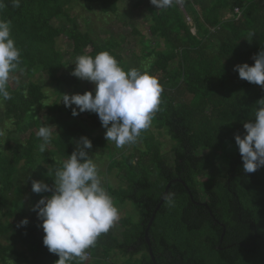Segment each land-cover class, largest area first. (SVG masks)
I'll use <instances>...</instances> for the list:
<instances>
[{
    "label": "trees",
    "instance_id": "1",
    "mask_svg": "<svg viewBox=\"0 0 264 264\" xmlns=\"http://www.w3.org/2000/svg\"><path fill=\"white\" fill-rule=\"evenodd\" d=\"M81 1L89 9L99 4L104 13L119 12L118 0ZM125 2L132 9L145 6L150 13L151 37L143 35V56L153 57L147 70L163 87L152 122L174 141L173 161L148 129L139 137L145 149L135 143L121 158L113 154L107 171L117 169L126 186L116 188L100 176L103 186L115 205H139L140 219L119 218L86 250L90 258L84 264L92 258L95 264H105L111 251L123 254V264H154L145 231L174 179H182L189 189L173 181L168 192L175 193L174 205L164 201L156 213L149 236L158 264H264V167L244 172L235 143V134L245 133L243 123L255 119L264 88L241 79L234 70L236 64H254V54L264 48V0H182L165 9H157L150 0ZM3 3L0 19L10 22L21 63L12 73L19 82L9 80L11 99L0 102V130L5 133L0 136V239H5L0 241V264H9L13 256L21 264H55L59 257L43 244L42 221L32 210L41 197L52 193H34L32 181L53 186L54 170L76 149L81 136L93 147L110 145L96 134L98 114L84 111L73 116L72 108L49 104L46 87L53 85L60 98L71 94L65 85L73 87L77 80L64 69H70L79 55L108 51L125 71L132 68L116 39H100L81 27L70 11L73 0H21L18 8L12 0ZM133 33L141 32L134 28ZM63 35L71 53L58 48ZM83 114L88 117L77 120ZM41 126L52 130L44 152L37 136ZM228 142L235 145L236 154L227 163L221 158ZM200 148L211 152H199ZM24 218L27 225L20 224ZM222 223L226 231L221 241ZM72 264H79L78 258Z\"/></svg>",
    "mask_w": 264,
    "mask_h": 264
},
{
    "label": "clouds",
    "instance_id": "2",
    "mask_svg": "<svg viewBox=\"0 0 264 264\" xmlns=\"http://www.w3.org/2000/svg\"><path fill=\"white\" fill-rule=\"evenodd\" d=\"M180 2L182 0H150L157 9ZM20 3L21 0H12L13 7H20ZM4 7L0 0V9ZM253 60L252 65L247 62L236 64L234 70L241 79L264 88V48L254 54ZM20 63L21 50L11 36L10 22L0 19V102L11 99L9 80L19 82V77L12 73L18 70ZM72 64L75 67L71 75L93 82L95 91L63 93L64 105L76 106L72 107L73 116L84 111L98 114L106 129L105 139L114 142L117 148L135 144L159 111L163 87L158 78L147 70V66L144 70L125 71L108 51L94 57L79 55ZM256 104L255 119L243 123V135L235 134L246 173L264 167V97ZM4 134L0 130V136ZM37 136L43 141L40 151L44 152L52 140V130L41 126ZM76 145L62 165L54 170L53 186L41 180L32 181L34 193H52L41 197L32 210L42 221L43 244L59 257L55 264H72L77 258L79 264H84L88 259L86 250L95 246L97 238L107 233L120 218L117 206L103 186L97 164L87 151L92 148V141L81 136ZM163 200L173 206L175 193H165ZM27 223V218L20 221L21 225Z\"/></svg>",
    "mask_w": 264,
    "mask_h": 264
},
{
    "label": "rangeland",
    "instance_id": "3",
    "mask_svg": "<svg viewBox=\"0 0 264 264\" xmlns=\"http://www.w3.org/2000/svg\"><path fill=\"white\" fill-rule=\"evenodd\" d=\"M119 2V12L115 13H104L99 4H94L91 6V9L88 8L89 4L83 3L81 0H73L72 5L70 6V11L72 14L76 15L81 23V27L84 30L91 29L94 35L100 39L105 38H114L120 44L119 51L123 54L124 58L128 61L131 68H136L139 66H147L149 67L150 62L152 60V56L145 58L144 55V39L143 35H147L151 37V33L149 30L150 23V13L145 10V6H141L138 9H132L131 6L127 5L125 0H118ZM183 7V6H182ZM188 21L190 24L192 23L191 16H188ZM137 28L141 33L135 34L133 33V29ZM148 40H145L147 42ZM154 44V43H153ZM58 48L61 51H64L65 54L71 53L72 47L70 45V41L66 36H62L57 42ZM164 45L160 47L163 49ZM68 55H66V58ZM66 60V59H65ZM75 65L68 70L64 69V73L71 74ZM72 77H75L71 75ZM77 82L73 87H65L67 90L72 93H84L87 90L95 91V84L88 80H82L75 77ZM46 91L49 95L47 102L49 104H53L58 102L59 104L64 105L62 98L58 96L55 92V87L53 85H49L46 87ZM72 107H76L72 105ZM67 107V108H72ZM88 117V114H83L82 116H78L77 120L85 119ZM8 125V124H7ZM6 125V126H7ZM96 126V134L101 135L103 139H105V131L106 129L102 126L101 123L95 124ZM111 126V125H109ZM148 134H152L157 142H159L161 146V150L163 154L167 157L169 162L173 161V152L172 147L174 145V141L168 135V133L164 129H159L155 123H151V126L148 128ZM28 134H23L22 137H26ZM106 140V139H105ZM107 141V140H106ZM110 145L109 149H102L98 147H93L88 149L89 155H92L94 158V162L97 164L99 176L106 178L110 181V185L112 184L114 187H125V182L121 181V179L116 174L117 169L113 172L108 173V164L113 159V154L116 157L121 158L122 152L128 153L129 149L133 148V145H125L122 148H117L112 141H107ZM137 147L142 149L146 148L145 141L143 139L138 138L136 142ZM230 146L229 149H222V158L221 161H226L227 163L234 157L236 154V147L233 143L228 142ZM135 147V146H134ZM114 152V153H113ZM199 152L207 153L211 152L208 148H200ZM109 183V182H108ZM25 199L29 205H31L30 196L26 192ZM119 210V217H125L132 215L135 220L140 219L141 215V207L137 204L132 203L131 201H126L124 204L116 205ZM117 234L120 236V230L118 229ZM0 241L5 242L4 238H1ZM125 257L119 251H111L107 258L104 259L105 264H123ZM88 262V261H87ZM96 260L92 258L89 261V264H95ZM9 264H21L16 260V257H11Z\"/></svg>",
    "mask_w": 264,
    "mask_h": 264
},
{
    "label": "water",
    "instance_id": "4",
    "mask_svg": "<svg viewBox=\"0 0 264 264\" xmlns=\"http://www.w3.org/2000/svg\"><path fill=\"white\" fill-rule=\"evenodd\" d=\"M173 181H180V182H182V183H184V184L186 185V183H185L182 179H174V180H172V181H170V182L168 183L167 188H166L164 194H165V193H168L169 188H170V186L172 185V182H173ZM186 187L188 188L187 185H186ZM188 189H189V188H188ZM190 193H191V191H190ZM191 194H192V193H191ZM163 202H164V200H163V198H162V200H161V202L158 204L157 209H156V211L154 212V214H153L151 220L149 221L148 226H147L146 231H145V234H146V240H147V242H148L149 249H150V254H151V257H152V260H153L154 264H158V263H157V260H156L155 255H154V253H153L152 242H151V239H150V236H149V232H150V228H151V226H152V224H153V222H154V219H155L156 213H157V211L160 209V207H161V205H162ZM201 204H203V205H205L206 207L209 208V206H208L207 203L204 202V203H201ZM210 212H211V214L214 216L213 212H212V211H210ZM215 220L218 221V219H215ZM221 225L224 227V231H223V234H222V237H221V241H222L223 238H224V235H225L226 226H225V224H223V223H222Z\"/></svg>",
    "mask_w": 264,
    "mask_h": 264
},
{
    "label": "built area",
    "instance_id": "5",
    "mask_svg": "<svg viewBox=\"0 0 264 264\" xmlns=\"http://www.w3.org/2000/svg\"><path fill=\"white\" fill-rule=\"evenodd\" d=\"M236 11H239V8H236ZM88 254V258H90V254L89 253H87Z\"/></svg>",
    "mask_w": 264,
    "mask_h": 264
}]
</instances>
